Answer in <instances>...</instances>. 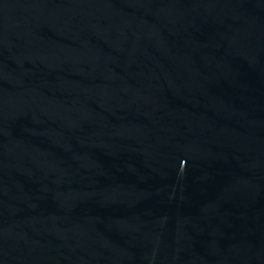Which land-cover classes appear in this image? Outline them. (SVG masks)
I'll return each mask as SVG.
<instances>
[{"label": "water", "instance_id": "obj_1", "mask_svg": "<svg viewBox=\"0 0 264 264\" xmlns=\"http://www.w3.org/2000/svg\"><path fill=\"white\" fill-rule=\"evenodd\" d=\"M0 264H264V0H0Z\"/></svg>", "mask_w": 264, "mask_h": 264}]
</instances>
